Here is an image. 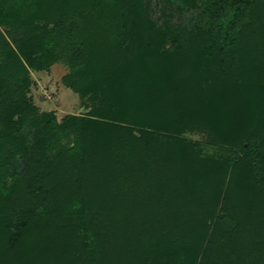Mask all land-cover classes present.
<instances>
[{
	"label": "trees",
	"instance_id": "16d2710c",
	"mask_svg": "<svg viewBox=\"0 0 264 264\" xmlns=\"http://www.w3.org/2000/svg\"><path fill=\"white\" fill-rule=\"evenodd\" d=\"M181 3H205L212 23L226 25L174 40L155 33L142 0H0V264H197L204 250L194 246L196 234L206 220L194 221L203 210L211 222L223 214L216 241L228 249V264H264V0ZM168 39L195 52L201 70L220 68L221 89L201 87L204 104L193 118L214 117V132H227L223 142L238 153L216 160L181 144L163 150L165 141L145 130L161 111L138 109L128 129L96 110L59 122L28 99L31 72L63 63L62 84L94 96L104 83L112 87L118 60L139 63L141 51L160 59ZM182 49L167 58L177 62L170 75ZM167 79L161 85L173 93L177 84ZM108 93L106 115L114 110ZM150 104L139 108L151 112ZM232 211L241 223L231 222Z\"/></svg>",
	"mask_w": 264,
	"mask_h": 264
},
{
	"label": "rangeland",
	"instance_id": "374dc122",
	"mask_svg": "<svg viewBox=\"0 0 264 264\" xmlns=\"http://www.w3.org/2000/svg\"><path fill=\"white\" fill-rule=\"evenodd\" d=\"M142 2L146 7L149 6L148 19L154 24L155 33L163 31L168 33L174 40L176 38L178 39L179 32L189 35L188 32H195L197 29L202 30L203 28L211 31L215 25H226L225 18H221L215 23H212L213 20L206 12L209 7L207 8L205 3L201 4L199 9H189L182 5L181 0H142ZM0 30L4 32L5 28L0 26ZM122 39L125 40L126 37H122ZM122 39L119 38L118 40L122 41ZM179 40L182 41V39ZM220 42L222 43L223 39ZM174 43L176 44H173L171 39L161 42L159 47L160 59L155 56L156 53L150 54L141 51L138 52L141 58L139 63H135L134 61L129 63L124 59L118 60V67L113 68L114 73L119 70L118 75L115 76L116 79L113 81L114 84L112 87H106L104 83L102 85L103 87L99 89V92L94 95L96 97L90 93L87 95L74 93L62 84V77L68 73V67L63 63L54 65L48 72H31L32 86L27 94L28 99L39 109L40 113H54L59 122L68 116H87L96 110L97 112L99 111L98 118L108 119V121L112 122L120 121L122 123L121 126L128 127V129L133 127L131 116L136 114L138 109L143 111L142 113H158L161 111L163 116L160 118L155 117L157 119L153 118L152 120L147 118V128L145 130L148 132L152 130L154 136L157 135V138L165 141L163 150L168 151L173 145L181 144L188 151L196 153L198 156L216 160H222L227 155L230 156L238 153V147L231 146L225 141L223 142L228 135L227 132L224 135L219 131L220 135L214 132L217 131L213 129L216 126L214 117L205 122H202V120L199 122L198 117L200 115L196 116L198 119L196 117L193 118L197 107L201 108L202 104H204L203 97L197 95L201 91V87L206 86L216 90L221 87L220 84L223 83V80L217 76L220 68H217V64L214 63L213 66H208L207 69L201 70L195 64V52H192L190 49L186 53L181 48L182 45L179 41L176 40ZM177 48L179 50L182 49L178 59L176 58L180 62L172 70L178 73L177 75H173L174 73L170 75L169 68L172 67L171 65L177 64V62L172 60V62L170 61L171 63L167 64V58L175 57L173 52ZM167 77L173 78L172 82L177 84V86H173L175 89L173 93L167 94V90L164 89L166 86L161 85L166 81ZM111 91L113 92L109 95L111 100L109 98L107 100L109 99L112 102L110 109L114 108V110L111 114L106 115L109 106L103 104L102 99L106 93L109 94L108 92ZM144 94L148 98L147 101L145 100ZM154 94H160V98L152 99L154 96L151 95ZM150 98L152 100H149ZM127 100L134 105L127 107L124 104L128 102ZM142 101L151 103L150 108L153 111L147 112L144 108L141 110L139 107L143 104ZM152 103L155 104L153 105ZM223 106L230 109L234 104L233 102H225ZM115 109L117 111L122 110V114L125 115L121 116ZM166 114L167 116H165ZM131 132L136 137L140 134L136 129H132ZM255 141L259 143V139ZM223 205L225 206L221 200L217 209L221 211L224 207ZM198 214L200 215H197V219L194 221L195 223H200L205 220L207 222L205 221L206 227L202 228L201 232L196 234V238L198 237L200 241L195 243L194 246L201 250V255H203L204 250V256L207 253L209 255L207 260L211 259L212 263L218 264L217 259L220 258L221 264H228V256H226L228 249L219 246L218 241H216V238L221 237V233L219 234V232H223L221 229L222 226L219 224L220 221H218V218L223 215L222 212L218 216L215 215L212 222L210 220L211 216L209 217V214H206L205 210L199 211ZM153 215L154 218H159L157 213H153ZM232 216V223L237 224L242 222L239 213L232 211ZM148 217L142 216V218L147 219ZM194 218V214L188 216V219L194 220ZM177 221H180L179 218ZM157 227L155 230L160 231ZM207 227L209 228L207 229ZM144 228L147 227L145 226ZM148 229L151 230L152 227H148ZM155 236H152L153 240ZM213 244L215 248L212 249ZM155 246L156 244L153 243V247ZM208 248L211 250L210 252ZM204 256L197 261V264H201L202 262L207 264V260L203 261L205 259Z\"/></svg>",
	"mask_w": 264,
	"mask_h": 264
}]
</instances>
